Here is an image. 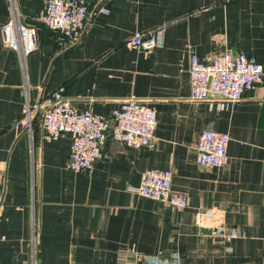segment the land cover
<instances>
[{"label": "crops", "instance_id": "crops-1", "mask_svg": "<svg viewBox=\"0 0 264 264\" xmlns=\"http://www.w3.org/2000/svg\"><path fill=\"white\" fill-rule=\"evenodd\" d=\"M92 14L80 40L65 44L36 23L37 48L20 60L0 41V264H117L126 248L177 257V264H262L264 259V0H85ZM43 0H0V24L22 21ZM161 27V43L128 45L134 30ZM242 51L262 79L218 106L189 98L188 57ZM62 87L78 109L108 116L129 94L156 109L152 147L106 137L90 169L67 167L69 135L42 139L38 116L18 122L22 102ZM226 131L227 161L195 162L202 128ZM149 167L169 168L184 207L133 190ZM220 209L240 235L222 241L194 224ZM230 247L229 250L225 246Z\"/></svg>", "mask_w": 264, "mask_h": 264}, {"label": "built area", "instance_id": "built-area-1", "mask_svg": "<svg viewBox=\"0 0 264 264\" xmlns=\"http://www.w3.org/2000/svg\"><path fill=\"white\" fill-rule=\"evenodd\" d=\"M99 3L88 4L85 0H43L41 9L29 21L20 20L12 11L0 24V41L16 50L20 60L37 48L36 23L57 32L56 38L65 44L77 43L94 13L103 11ZM161 27L134 30L127 44L148 51L161 43ZM189 98L208 100L218 106L236 101L242 92L249 90L262 79L260 64L242 51L223 50L200 59L194 53L188 57ZM63 88L57 87L39 98L22 102L18 122L29 128L33 117L38 116L42 139H51L61 133L69 135L67 167L74 171L90 169L101 155L106 137L137 148L152 147L156 109L143 97L129 94L122 97L108 116L92 112L89 108L78 109L65 98ZM226 131L202 128L194 143L195 162L203 167L221 166L227 161ZM169 168L144 169L133 190L141 195L175 207L187 205L185 196L171 188ZM194 224L207 228L222 241L240 235L239 229L227 228L224 214L211 207L195 211ZM225 249L229 250L228 245ZM117 264H177V257L160 259L132 248L119 252ZM262 264H264V259Z\"/></svg>", "mask_w": 264, "mask_h": 264}]
</instances>
